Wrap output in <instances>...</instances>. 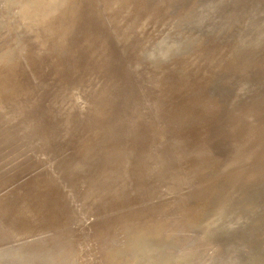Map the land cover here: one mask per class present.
<instances>
[{
	"label": "rangeland",
	"instance_id": "rangeland-1",
	"mask_svg": "<svg viewBox=\"0 0 264 264\" xmlns=\"http://www.w3.org/2000/svg\"><path fill=\"white\" fill-rule=\"evenodd\" d=\"M102 1L0 7V264H254L264 0Z\"/></svg>",
	"mask_w": 264,
	"mask_h": 264
},
{
	"label": "bare ground",
	"instance_id": "bare-ground-1",
	"mask_svg": "<svg viewBox=\"0 0 264 264\" xmlns=\"http://www.w3.org/2000/svg\"><path fill=\"white\" fill-rule=\"evenodd\" d=\"M74 1L75 0H60L59 2H57L56 4H54V3H50V2H48V0H47V2H45V4H42V2H39L38 4L39 5H42L43 7H44V10L46 9V7L50 10V9H52V8H54V6H58V9H59V11H60V14H61V16L59 17L60 18V20H59V22L62 24V25H64V24H66L68 21H70V16H71V14H70V12H72L73 11V9H72V11H71V9H70V7H71V5L74 3ZM101 1V3L103 2L102 0H100ZM117 2H116V0H108V2L106 3V11H108V10H110V9H112L113 7H114V5L116 4ZM24 4H26V6H28L27 5V3H24ZM73 7V6H72ZM23 11H26V8L25 9H22ZM45 12V11H44ZM26 18H27V16H26ZM49 25V24H48ZM50 26V25H49ZM51 27V26H50ZM45 29H46V31H47V26H46V23H44L43 24V28H42V30H44V32H45ZM51 29H53V28H50L49 29V32H51ZM48 32V33H49ZM46 34V33H45ZM17 53V52H16ZM12 73V72H11ZM14 73V72H13ZM6 76V75H5ZM6 77H8V78H12L11 77V75H7ZM19 78V76H16L15 78ZM22 77H24V76H21V78ZM60 79V78H59ZM58 79V80H59ZM12 80V79H11ZM55 82H56V80H55ZM57 83V82H56ZM54 84V83H53ZM61 86H62V83L60 84ZM59 85V86H60ZM60 86V87H61ZM14 91H15V89L14 88H10V87H8V88H3V86L0 84V95H2V96H11V94L12 93H14ZM37 92V91H36ZM28 97V96H27ZM82 97V96H81ZM28 98H30V97H28ZM30 100V99H29ZM32 102V101H31ZM27 108V107H26ZM25 133H28V132H26L25 131ZM22 134H24V133H22ZM32 140H30V142H29V144H31L32 143V145L34 144V142H36V141H38V137L37 138H31ZM35 146V145H34ZM33 150H35V151H38L39 150V146L38 145H36V147L33 149ZM219 223L217 222L216 223V226L218 225ZM211 230L212 229H209L207 232H209L210 234L212 233L211 232ZM236 230V228L233 226V230H231V232H230V234L232 235V234H235V231ZM210 234L207 236V238L204 240V243H208V244H214V247H212V250L214 251L215 250V247L218 249V247H220L221 245H223V246H226L227 248H229L230 249V256H229V258H227V259H224L223 260V262L222 263H224V264H246V260H244V258L246 257V256H251V255H256V253H257V251L259 250V246H258V244H256V246H254V247H252L249 251H246V252H242V251H239V249H236L235 248V245L234 244H236V245H238V244H240L241 245V242H240V238L241 237H248V233H241V234H244V235H242V236H238V238L237 237H235L234 236V239L231 241L232 243H229V242H227V241H223V240H215L213 237H211L210 236ZM198 247V246H197ZM259 252V251H258ZM212 254V252H209L208 254ZM146 255V254H145ZM209 259H210V257L209 256H207L206 258H204L201 262H199V263H197V264H206L208 261H209ZM244 260V261H243ZM254 264H264V253H262V254H260L258 257H256L255 259H254ZM114 262V261H113Z\"/></svg>",
	"mask_w": 264,
	"mask_h": 264
},
{
	"label": "water",
	"instance_id": "water-1",
	"mask_svg": "<svg viewBox=\"0 0 264 264\" xmlns=\"http://www.w3.org/2000/svg\"><path fill=\"white\" fill-rule=\"evenodd\" d=\"M20 1H23V0H0V7L8 5V4L20 2Z\"/></svg>",
	"mask_w": 264,
	"mask_h": 264
}]
</instances>
